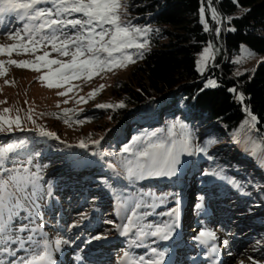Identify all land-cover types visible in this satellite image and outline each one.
I'll return each instance as SVG.
<instances>
[{
    "label": "rangeland",
    "instance_id": "obj_1",
    "mask_svg": "<svg viewBox=\"0 0 264 264\" xmlns=\"http://www.w3.org/2000/svg\"><path fill=\"white\" fill-rule=\"evenodd\" d=\"M22 26L23 22L15 18H6L5 23L0 24V45L13 43L6 39L7 29ZM209 45L212 46V51L206 63L198 64L203 51L197 56V69L202 75L214 64L217 55L211 42L204 49ZM44 51L49 53L48 60L68 62L71 59L70 56L52 52L51 45H48L46 48L41 46L35 54L17 55L13 52L11 56L0 55V60L7 62L12 59L18 63L35 61V56H42ZM126 53L129 55L128 49ZM263 60V56L242 45L239 54L233 59L237 65L234 75L240 77L253 72ZM59 67V64H51L49 67H41L37 72L31 67L5 63V74L0 75V115L9 119H15L19 115L23 129H15L13 125L15 129L13 132L0 133V146L7 143L17 145L16 151L8 154L9 159L5 161L4 167L19 168L23 175L39 176L37 181L39 187L34 202L24 198L32 191L31 184L27 185L21 197L24 208L17 218V226L28 224L29 229L40 226L41 230L35 233L20 232L18 234L21 238L32 235L34 239L43 240L41 237L46 233L50 241L56 239L68 241L59 247L64 251L65 258L58 264H77L75 257L92 253L89 249L94 243L108 246L99 252L101 261L95 263L85 261L82 264H118L130 241L121 234L116 225L127 223L126 217L131 214L130 207L140 198L142 192H151L158 197H167L164 203L157 201L158 207L155 212L164 213L178 209L174 216L154 214L148 217L146 222L159 223L166 220L172 224L170 236L179 235L176 237L179 240L172 247L180 264H195L197 257L200 264H264V202L249 207L250 203L259 202L261 195L264 196V183L258 187L263 190L261 195L255 194V188L248 186L246 194L230 191L229 196H217L213 186L216 175L213 172L205 173L198 169L195 174L200 181L198 185L190 183L191 181L187 179L192 164L190 150V154L184 152L180 155L175 176L129 180L125 170L122 177L125 180L118 186L117 166H120L125 157L134 159L132 153L124 152V148L119 146L126 142L129 130L126 132V138L114 137L116 130L122 131L127 116L119 123L111 121L107 116L96 122H90V116L86 118L83 116L114 108H99L97 107L99 104L121 103L122 88L136 86L133 76L135 62L128 63L126 67H114L111 71L93 73L91 76L74 75L56 87H49V83H56V70ZM201 67L203 71L199 70ZM42 75L46 77L43 81L40 80ZM209 79L218 85L215 79ZM90 93H93L91 97ZM165 100L162 99L160 102L164 103ZM175 104V100H169L166 105L171 114ZM5 108L9 109L8 113H4ZM134 111L136 110L129 114ZM59 112L62 113L60 116L57 115ZM159 115L161 116L160 112ZM28 116H31V119H27ZM40 128L55 135L51 137L41 135ZM254 131L251 127L249 131L241 130L230 134L218 151L220 163L216 167L225 162L229 166H232L233 162L241 164L246 156L250 165L247 170L242 168V173L247 171L264 182V162L260 158L264 145ZM221 134L224 135V132ZM136 137L133 143L140 138ZM185 138L188 139L190 146V138L186 136V132L180 130V124L176 121L175 126L168 132L165 143L170 144L172 140L179 143ZM82 140L85 147L79 146ZM95 140H99V144L92 143ZM254 145L259 147L254 149ZM253 150L256 152L255 155L252 154ZM45 154L49 157L43 160ZM100 164L105 165L107 170L95 174L96 170L103 169ZM25 168L28 169L27 173L23 172ZM0 175L7 178L5 173ZM240 178L244 179L243 176ZM108 185L111 188L115 187V196L103 197L101 200L98 197L101 193L107 194L105 187ZM184 187L185 194L182 193ZM146 199L148 203H152L150 198ZM139 211L152 209L142 208ZM29 212L31 223L28 219H23L29 216ZM201 231L214 233V238L209 240L212 248L215 247V251H218V257L213 253V249L205 247L203 241L205 236L197 239ZM94 236L103 238L96 240L93 239ZM158 240L155 237L145 238L143 240L147 244L145 248ZM9 247L10 250L14 249L17 255L23 250L19 243ZM25 247L27 248V243ZM191 251L194 253L189 254ZM139 256L141 255L136 254L135 258ZM0 261L8 264L4 257L0 258Z\"/></svg>",
    "mask_w": 264,
    "mask_h": 264
},
{
    "label": "trees",
    "instance_id": "obj_2",
    "mask_svg": "<svg viewBox=\"0 0 264 264\" xmlns=\"http://www.w3.org/2000/svg\"><path fill=\"white\" fill-rule=\"evenodd\" d=\"M212 1L222 21L219 39L216 37L217 20L212 18L206 0H121L127 5L123 9L124 20L130 19L133 25L151 29L142 57L137 55L136 48L128 49L135 60L136 86L122 88L123 107L83 117L90 116L89 121L96 122L107 116L119 123L127 116L122 131L114 132L116 138H126V132H130L126 142L119 144L121 148L132 145L136 136L146 139V134L151 133H156L154 142L157 137L165 142L177 121L180 130L190 138L192 164L187 176L190 183L198 185L200 181L195 174L201 169L216 175L213 186L217 196H229L230 191L246 194L248 186L261 195L263 190L258 187L264 182L247 171L242 173V168L247 170L250 165L246 156L241 164L233 162L229 166L225 162L216 166L220 163L218 151L234 132L249 131L252 127L264 145V60L253 72L240 77L234 75L237 65L233 61L242 45L264 58V0ZM232 28L235 31H229ZM143 40V36L138 37V42ZM210 42L217 55L209 71L202 75L197 69V56ZM209 78L215 79L218 85L206 87ZM232 88L236 89L235 93L229 91ZM239 94H243V102L237 98ZM162 99H166L164 103L160 102ZM169 100L176 101L172 114L166 109ZM245 108L256 117L251 127L246 123L249 116ZM132 110L136 111L129 114ZM48 157L45 154L43 160ZM101 166L103 169L96 170L95 174L106 169L105 165ZM125 170L122 163L117 166L118 186L125 180L122 179ZM258 201L250 203L249 207L263 203L264 196Z\"/></svg>",
    "mask_w": 264,
    "mask_h": 264
},
{
    "label": "snow or ice",
    "instance_id": "obj_3",
    "mask_svg": "<svg viewBox=\"0 0 264 264\" xmlns=\"http://www.w3.org/2000/svg\"><path fill=\"white\" fill-rule=\"evenodd\" d=\"M126 7L127 5L122 4L121 0H0V24H4L6 18H15L23 22L22 27L6 30V39L13 41V43L0 45V55L11 56L13 52H16L17 55L21 53L35 54L41 46L46 48L51 45L52 52L71 57L68 62H62L58 59L48 60L49 53L44 51L42 56H35V61L18 63L12 59L7 62L0 60V75L5 74V63L18 67H31L37 72L40 71L41 67L59 64L60 67L56 70V83H49L48 85L49 87H56L74 75L91 76L93 73L99 74L105 70L111 71L114 67H126L128 63H134L135 60L126 53V49L136 48L138 50L137 55L142 57L143 50H146L148 46L147 34L151 29L133 25L130 19L124 20L122 17L126 13L123 9ZM200 12L203 16V6H201ZM211 15L214 20L219 21L214 8L211 9ZM204 23L207 25V21ZM217 31L219 30L217 29ZM229 31H235V29L232 28ZM141 36L144 37V40L138 42V37ZM211 51V45L206 47L198 64L206 63L210 58ZM199 70L203 71V67ZM45 78L42 75L40 80L43 81ZM205 86L216 87L217 85L214 80L209 79ZM229 91L235 93L236 89L232 88ZM64 94L58 93V95ZM92 95L93 93L89 94L90 97ZM237 98L241 102L244 101L243 94H239ZM123 106L122 103L97 105L99 108ZM244 110L249 116L246 123L254 125L256 117L252 115L249 109L245 108ZM3 111L8 113L9 109L5 108ZM27 119H31V116H28ZM79 122L84 123L85 121ZM13 125H15V129L23 130L19 115L15 119L0 115V133L13 132L15 130ZM39 131L41 135L49 137L55 135L43 128H40ZM146 137V139L138 138L132 145L125 146L123 149L124 152H130L134 156V159L125 157L121 162L123 168L126 169L127 178L129 180H145L153 177L175 176L177 165L180 163V155L184 152L190 154L188 139L185 138L179 143L172 140L170 144H166L159 137L155 142L153 141L156 133L146 134ZM92 143L99 144V140L92 141ZM79 146L85 147V142L80 141ZM16 147L17 145L13 143L0 146V173L7 175V178L0 175V252L16 257V251L10 250L9 246L19 243V247L24 249L28 255L13 259L8 264H57L56 260L53 259V250L46 238V233L43 234V240L34 239L32 235L21 238L18 234L25 231L35 233L41 229L40 226L29 229L28 224L17 226V218L20 217V211L24 208L21 197L25 193L27 185L31 184L32 191L24 198L34 202L39 187L37 183L39 176L38 174L23 175L19 168L7 169L4 167L5 161L9 159L8 154L14 153ZM255 147L259 146L254 145V149ZM197 150L202 149L198 148ZM252 154H256L255 150ZM260 158L264 162V151L260 152ZM23 172L27 173L28 169L25 168ZM146 198H150L152 203H148ZM166 199V196L158 197L151 192H142L140 198L130 207L131 214L126 217L127 223L116 225L117 229L122 235H128L135 229L134 239L131 241L135 247L144 246L143 240L147 237L168 240L172 232V224L166 220L159 223L146 222L147 218L154 214L169 217L176 214L178 209H171L164 213L155 212L158 207L157 201L164 203ZM199 206L197 205V207ZM142 208L152 209V211H139ZM23 219H28L31 223V212H29L28 217ZM106 223L114 222L106 221ZM204 236L214 238V233L201 231L197 239ZM102 238L101 236L93 237L96 240ZM26 243L27 248L25 247ZM62 243L67 244L68 241L60 239L54 241L57 249ZM150 253L151 255L147 259L144 255L130 259L129 253L125 252L118 264H161L165 252L152 247ZM0 264H4V261H0Z\"/></svg>",
    "mask_w": 264,
    "mask_h": 264
},
{
    "label": "bare ground",
    "instance_id": "obj_4",
    "mask_svg": "<svg viewBox=\"0 0 264 264\" xmlns=\"http://www.w3.org/2000/svg\"><path fill=\"white\" fill-rule=\"evenodd\" d=\"M135 231L136 230L133 229V232L132 233H129L128 235H123L127 240L130 241V244L128 245L127 249L124 251V253L125 252H128L129 253V258L130 259H135V255L136 254L144 255L145 258L147 259L151 255V253L148 250L150 248H152V247H156L158 249V251H164L165 252V255L163 257V260L161 261V264H180L179 258L176 256V254H175V252L173 250V247H172L175 244V242L179 240V239H176V237H178L179 235L172 236V237L169 236V239L168 240H160L159 239L158 240L159 242L157 241L158 244H157V242H155L150 247L145 248V246H147V244L144 241H143V245L144 246L135 247V246L132 245L131 241L134 239L133 233ZM41 238H44V236H42ZM46 238H47V236H46ZM211 238H213V237H210L209 238L208 236H205L203 238L204 245H206L205 247L210 248V250H212V249L215 248V247L212 248L213 246L211 245V241L209 240ZM47 240L50 242L51 247H52V250H53V252H52L53 259L56 260L57 264L60 263L61 260H63V258H65L64 251L61 250V249H57L55 247L54 241H50L48 238H47ZM104 247L106 248L108 246H106V245L105 246H102V245H99V244H96V243L91 244V248L89 250L92 253H89L87 255H78V256L75 257V261H77V264H82L85 261L94 262V263L97 262V261H101L100 260L101 257L98 256V255H99V252L101 251V249H103ZM180 248L183 249L182 246ZM3 253L4 252H0V258H3L4 257V254ZM21 253L24 254L25 253V250H22ZM124 253H123V255H124ZM190 253H194V251L189 252V254ZM213 253H215V255L218 257V251L217 252L216 251L215 252L213 251ZM25 256H27V255H25ZM198 259H199L198 257L195 258V260H197V261H195V264H200ZM120 260H121V258H120Z\"/></svg>",
    "mask_w": 264,
    "mask_h": 264
},
{
    "label": "water",
    "instance_id": "obj_5",
    "mask_svg": "<svg viewBox=\"0 0 264 264\" xmlns=\"http://www.w3.org/2000/svg\"><path fill=\"white\" fill-rule=\"evenodd\" d=\"M206 3L208 5V7L210 8V11L212 8H214L213 6V1L212 0H206ZM217 13V12H216ZM218 15V14H217ZM219 17V21H217V29L219 31L216 32V37L217 39H219V34H220V30H221V27H222V21H221V17L218 15ZM221 48H222V45L220 44Z\"/></svg>",
    "mask_w": 264,
    "mask_h": 264
}]
</instances>
